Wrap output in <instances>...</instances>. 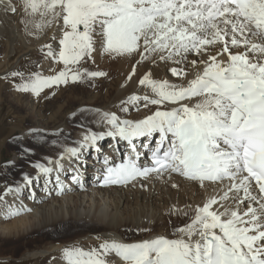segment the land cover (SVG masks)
<instances>
[{"label": "snow or ice", "instance_id": "obj_1", "mask_svg": "<svg viewBox=\"0 0 264 264\" xmlns=\"http://www.w3.org/2000/svg\"><path fill=\"white\" fill-rule=\"evenodd\" d=\"M0 4L17 12L11 0ZM21 8L29 34L53 25L61 29L59 50L50 44L44 48L46 56L63 67L51 75L13 71L10 75L22 81L15 85L20 92L40 97L45 89L106 77L105 71L83 66L95 62L97 51L134 58L128 81L137 65L159 62L178 65L169 71L186 80L153 78L150 70L143 74L139 84L149 91L128 96L120 108L128 113L129 106L141 102L145 108L157 106L143 119L96 109V123L106 130L87 129L76 146L65 147L57 159L34 165L39 170L35 179L46 178L45 191L55 173L57 194H63L65 159H75L71 179L82 186L78 168L84 163L83 151L100 153L98 142L105 137L127 142L129 151L119 160L99 158L101 186L176 174L200 189H213L201 204L171 206L169 215L189 217L171 237L104 239L88 249L66 246L61 250L65 264H114L109 259L113 255L123 264H264V0H22ZM190 55L199 59L190 60ZM185 65L192 70L190 79ZM157 134L148 148L150 157L142 162L140 148L148 145L136 141L151 143ZM32 183L33 178L25 176L23 185L9 186L0 195L6 218L31 211L22 202L16 206L4 198L19 196Z\"/></svg>", "mask_w": 264, "mask_h": 264}, {"label": "bare ground", "instance_id": "obj_2", "mask_svg": "<svg viewBox=\"0 0 264 264\" xmlns=\"http://www.w3.org/2000/svg\"><path fill=\"white\" fill-rule=\"evenodd\" d=\"M11 2L17 7L18 13L22 12V0H11ZM11 14L10 10H7L6 4H0V36H4L8 40L11 38L9 37V31H15V28L9 27L10 23L8 25L5 24L8 15L11 16ZM48 28V31L44 29L35 35L29 34V30H26V34L21 33L23 30L16 31L19 33L21 42L25 44L24 47H26V50L14 48V51L10 52L7 64H0V70L2 71L4 67L8 69L11 65L18 63L19 57L23 55L28 57L29 65H35L37 64L38 57H40L39 53H44L45 60L44 63L42 61L43 68L41 67L43 70L42 74L51 75L53 74V69H55V71H59L63 65L55 63L52 58L46 56L47 49H44L43 46L46 44L52 45L55 44L57 40L59 41L62 36L61 29L57 25H53ZM32 31L35 30L33 29ZM53 37H55V39H53ZM7 46L8 49L11 48L10 43H8ZM52 48L56 51L59 50V48L54 47V45ZM94 58H96V61L94 62V66L92 65L93 68H96V70L101 68L98 70L105 71L108 75L114 76V81L112 85H109L108 91L105 95L98 92L97 94H95L96 92L94 94L91 93L93 95L88 96L86 100L79 97V95H82L83 92H78V94H76L77 92H69L70 95H68L67 101L60 105L48 118L41 116L43 119L41 120L38 115V119L34 122V129L36 130V133L33 134L32 137L38 144L37 151L32 149L30 146L31 142L26 141V145L30 147L33 154L27 155V157L22 155L20 161L18 162L19 165H15L14 169L12 168L10 170L13 173L10 186L15 187L17 185H23L25 176L33 178V183L32 185L24 187L19 196H6L5 199L10 200L5 201L9 204H14L18 201L20 203L26 198L24 201H28V205L26 204L24 206L31 210H35L36 212L33 214L32 211H30L32 214L29 212V214L25 217L24 215L27 214L28 211L23 212L22 214L25 213L23 217L10 224L4 221L6 220V216H1L0 214V236L2 238L14 236L13 239H20L24 237V235L28 234V232L32 229L38 233L49 231V233L44 234V236H46L43 240L45 244L41 248H38L36 252L33 251L32 253L27 254V257L30 259L36 260L43 257H49L50 259L52 254H55L54 257L57 258L62 257L61 250L63 249V243L56 242L64 239L62 237H67V234H69V228L72 230L78 226H83L86 230L101 232L99 235L100 239H97L98 236L88 235L82 238H76L73 242H71V244H77L80 243V241L81 243L86 241L88 245L92 244L91 247L97 246L100 240L102 241L104 238L117 239L123 242H134L142 239H148L156 235H166L171 237V233L174 228L183 226L189 221V217L169 215V209L171 206H195L203 203L205 198L213 193V189L211 187H208L207 189H200L197 185L188 182L181 177L172 176L171 179L165 177L164 179L150 178L146 181L139 180L122 188L99 189L93 186L89 188L88 185L81 192L70 184L65 188L63 194H57L58 189H55L52 182L48 184V190L44 192V195H40L42 189H45L46 178L43 175H40L39 180L35 179L39 173V170L34 166L35 164H47L49 159H57L65 147L76 146V142L82 139V136L87 129H91L96 132L106 130L104 126L96 123L95 116L93 115L95 110L91 111V109L85 112L77 111V113H70V108L73 104L79 103L80 107L81 105H86L87 107L93 108L94 106H98L99 102H105L106 104L104 103V106H98L102 111L115 112L121 118L143 119L144 117L151 115L152 112L156 110L157 106L150 105L145 108L142 106L141 102L137 106H129L130 111L128 113H123L120 110L121 101L126 100L128 96L132 94L143 95L145 92L149 91L144 88V86L139 84V79L142 78L143 74L150 70L153 74V78L167 79L175 83H186V80L174 77L169 71V67H179L178 65L165 63L161 64L160 62L155 65L143 63L136 66L135 75L131 81H128L127 76L131 72L132 66L135 62L134 58H112L107 55H101L99 51L95 53ZM189 59L199 58L195 55H190ZM88 62H92V60ZM90 64L86 62L83 66L91 68ZM184 67L189 71L187 79H190L192 70L187 65ZM14 71H21V68L14 69ZM16 81L17 78L12 77L13 86L16 85ZM1 82L3 81L0 80V100L2 101L4 98V93H2L4 83ZM57 91L60 92V95H62L63 86ZM113 93L116 94V103L114 102L116 104H114L115 106L108 105L110 100H112L111 96H113ZM16 96L14 95L13 98H20V96H18L19 98ZM33 98L36 99L37 97L34 96ZM165 107H172V105H166ZM49 125H56L57 128L50 127ZM81 125H83V127H81ZM10 133L11 132L8 130H2L0 135L3 134V136L0 137V147L3 145L4 139L7 138ZM29 138H31V136L28 137V139ZM108 138L109 137H105L99 142L104 143ZM54 141L55 143H53ZM108 144L111 143L108 142ZM44 146H46V148ZM111 148L112 147L110 145L107 152H104L103 154L113 157ZM90 150L92 149L83 151L82 160L84 163L78 168L85 174H91V172H93L90 170L91 164L96 166L94 168H99V166H101V164L97 163L101 154H98L99 157L96 159H94L95 154L89 159L86 158V154L89 153ZM62 163L64 164V171L61 174L70 175L71 177L73 175L72 172L77 168L75 159H65ZM85 163L86 165L84 166ZM70 165L72 166L71 169L69 168ZM53 167H55V165H53ZM53 177H55V173L52 174V181ZM69 179L67 181H69ZM141 184H143L144 187H141ZM173 184H176L177 187H173ZM179 186L183 187L182 190ZM28 188L30 189L29 191ZM33 192L35 193L34 198L32 196ZM51 199L53 200L51 201ZM139 207L141 208L139 209ZM21 215H19V217ZM38 220H41L40 225H37L39 223L36 224ZM143 228H150L151 231H137L138 229ZM85 229L74 230L77 231L76 233H79ZM51 231L55 232L52 233ZM109 259L114 260V264H123V262L114 255L110 256ZM1 264L8 263L2 261ZM53 264H65V261L62 262L60 260Z\"/></svg>", "mask_w": 264, "mask_h": 264}, {"label": "rangeland", "instance_id": "obj_3", "mask_svg": "<svg viewBox=\"0 0 264 264\" xmlns=\"http://www.w3.org/2000/svg\"><path fill=\"white\" fill-rule=\"evenodd\" d=\"M17 6H20V5H17ZM20 14H22V12H20V13L16 12L15 14H11V16L8 15V17L5 21V24L8 25L10 23L9 27L15 28V31H13V30L9 31V33H10L9 37H11L10 40L6 39V37H4V36H0V45H1L0 46V64H7L8 60H9L8 58L10 57L9 56L10 52L14 51V48L26 50V47H24L25 44H23L21 42V39L19 37V33L16 32L18 30H20V31L23 30L21 33L26 34V29H24L25 27H24V23H23L24 14H22V15H20ZM47 29L49 30V28H46L45 30L48 31ZM18 39H19V41H18ZM16 40L18 41V43ZM8 43H10V45H11L10 49H8V46H7ZM53 45H54V47L59 48V41L57 40L55 42V44H52L51 46L53 47ZM6 47H7V49H6ZM43 48H44V46H43ZM7 53H8V55H7ZM44 55H45L44 53H39L40 57H38L37 64H35V65H29L28 57L26 55L25 56L23 55V56L19 57L18 63L11 65L8 69L6 67H4V69L2 71L0 70V80L3 81L1 83H4V89L2 90V93H4L3 94L4 98L2 101L0 100V133L2 132V130H8L11 132L10 135L4 139V143L0 147V195H2L5 191V189L10 186V183H11V180L13 177L12 176L13 173L10 170L12 168L14 169L15 165H19L18 162L20 161L21 156L24 155L25 157H27V155L33 154V152H31L30 147L28 145H26V141L31 142L30 146L32 147V149L37 151L38 144L36 143V141L32 137H33V134L36 133V130L34 129L35 128L34 122L36 119H38V115L40 116L41 120H43L41 118V116H45V118H48L53 112H55L57 110V108L60 105H62L63 103H65V101H67L68 95H70V93H73V92H77L76 94H78V92H83V94L79 95V97L84 99V100H86V98L88 96L93 95L95 92H96L95 94H97V92H98L102 95H105V93L109 89V85H112V83L114 81L113 75H107L106 77H99V78L97 77L98 79L95 78L94 80H89V81H86L84 83H74V84L69 83L67 86L61 85V86L54 88V89H51V90L45 89L44 90L45 92H43L40 97H37L36 99H34L33 94L20 92L16 89L15 86H13L12 76L10 74L14 71V69H17V68H21V71L24 72L26 74V76L33 73V72L43 73L42 68H43V63L45 60ZM93 55L95 57V53ZM42 61H43V63H42ZM88 61H91V60H88ZM88 61H87V63H89V64L92 63V64H90L91 68H88V69L92 70V71H96V68L92 67V65L94 66V63L88 62ZM95 61H96V58H95ZM160 63L162 64L164 62H160ZM98 69H101V68H98ZM16 78H17L16 84H19L22 82L19 77H16ZM62 86H63V92H62V95H60L59 94L60 92H58L57 90H59V88ZM53 92H55V95L52 94ZM91 93H93V94H91ZM14 95L15 96L17 95L16 97L20 96V98L18 97L19 99H14L13 98ZM112 95H113V96H111L112 100H110L108 105L115 106L116 105L115 104L116 103L115 102L116 94L113 93ZM104 103L105 102H101V103L99 102L98 106H104ZM84 106H85V109H87V110L92 109L91 111L99 109L98 106H94L95 108L94 107L90 108V107H87L86 105H84ZM84 106L81 105V107H80L79 103H75L71 106L70 113H75V112L77 113V111L83 112L82 110H84ZM82 119H84V118H82ZM49 126L57 128L56 125H49ZM61 126H64V125H61ZM2 136H3V134L0 135V137H2ZM30 136H31V138L28 139V137H30ZM0 140H1V138H0ZM44 147L46 148V146H44ZM43 151H44V148H43ZM94 167H96V166L94 165ZM94 167L91 165L90 170H93ZM90 187L91 186H89V188ZM179 188L182 190L183 187L179 186ZM29 190L30 189L28 188V191ZM44 192H45V189H42L40 195H44ZM5 200H8V199H5ZM52 200L53 199H51V201ZM23 201H21L23 203V205H26V204L28 205V201H24V202ZM21 202L19 203V201H18L16 203H14V205H20ZM3 205H4V203L0 202V214H1V216H3V215L5 216V213H6L5 205L4 206ZM140 208L141 207H139V209ZM31 211L33 214H35V212H36L35 210H31ZM24 214H22L20 217L15 216V217H11V218H6V220H4V221L6 223H9V224L13 223L16 220H18L19 218L23 217ZM28 214H29V212H27V214H25L24 217L27 216ZM40 221L41 220H38L36 222V224L39 223L37 225H40ZM74 229L80 230V229H85V228L83 226H78ZM74 229L71 230V228H69V234H67V237L66 236L62 237L64 239H61L59 242H56V243H63V245H62L63 248L66 246H70V245H78V246H82L85 249H88V248H91L92 244L89 243L90 245H88V243L86 241H83V243H81V241H80V243H77V244L76 243L71 244V242H73V240L76 238H82V237H85L88 235H95L96 237L97 236L99 237V235L101 234V232H99V231L86 230V229L84 231H80L79 233H76L77 231ZM29 232H28V234L24 235V237H22L20 239H17V238L13 239L14 236L8 237V238H4V237L2 238L0 236V264L2 261H4L5 263H8V264H53L56 261L58 262L60 260L62 262H64L61 257L60 258L54 257L55 254H52L50 256L51 257L50 259H49V257H43V258H38V259L34 260V259H30L29 257H27L28 256L27 254L32 253L33 251L36 252L38 250V248H41L45 244V242L43 240L45 239L46 236H44V234L49 233V231L44 232V233H38L37 231H34V229L30 230ZM51 232L54 233L55 231H51ZM104 239H102V241L100 240L99 244L102 243ZM94 247H96V246H94ZM15 249H17V250H15Z\"/></svg>", "mask_w": 264, "mask_h": 264}]
</instances>
